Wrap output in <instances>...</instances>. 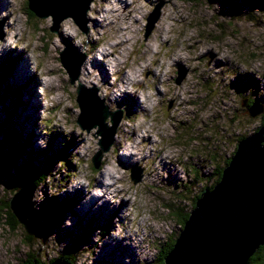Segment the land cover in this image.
<instances>
[{
    "label": "rangeland",
    "instance_id": "374dc122",
    "mask_svg": "<svg viewBox=\"0 0 264 264\" xmlns=\"http://www.w3.org/2000/svg\"><path fill=\"white\" fill-rule=\"evenodd\" d=\"M116 1L89 0L80 15L69 11L57 18L41 1L33 11L26 0H0V58L7 51L21 54L13 74L2 76L1 88L15 81L17 89L18 81H26L18 89L31 93L23 90V102L34 120L33 125L28 120L34 139L26 131L18 142L29 140V149L41 151L51 141L54 152L71 136L76 156L71 174L62 172L64 164L54 168L60 167L57 175L76 198L54 224L44 220L40 227L33 207L40 206L43 191L53 190L48 183L56 182V176L33 188L18 173L23 159L0 175V195L10 198L33 231L30 241L24 222L12 229L0 221V264H20L30 248L48 261L72 244L85 225L93 230L72 264H157L160 249L181 228L167 203L189 212L192 195L216 179L217 167L232 156L239 137L263 124L264 111L247 110L264 108V1L139 0L130 8L122 0L124 10L112 15L109 10L120 7ZM160 23L167 24L166 32ZM123 32L132 38L118 44ZM104 48L116 49L109 54L112 61L101 60ZM93 58L98 64L87 62ZM182 70L185 75L177 81ZM80 84L95 89L109 110H120L99 167L92 157L102 149L104 136L99 124L78 121ZM20 108L9 107L6 115L23 130ZM6 115L0 109V121ZM106 122L113 124L110 116ZM0 143L16 146L14 138L0 137ZM46 157L38 153L35 163L42 166ZM132 167L142 168L141 180H133ZM108 222L109 230L100 232Z\"/></svg>",
    "mask_w": 264,
    "mask_h": 264
},
{
    "label": "water",
    "instance_id": "95a60500",
    "mask_svg": "<svg viewBox=\"0 0 264 264\" xmlns=\"http://www.w3.org/2000/svg\"><path fill=\"white\" fill-rule=\"evenodd\" d=\"M30 1V6L35 8L32 0ZM88 1L84 10L88 6ZM81 10L82 8L76 11L73 7V10L69 11L80 15ZM158 10L159 8L156 9L157 13ZM156 19L157 17L147 26L145 37L151 32ZM185 71H181L177 81L184 77ZM78 75L79 72L76 71L73 76L77 78ZM82 86L80 84L77 87V100L81 107L78 121H84L83 116L87 107H90L92 114L100 108L103 128L106 126L109 129L113 128L114 133L120 110H109L108 106L98 98L95 89ZM88 90L91 92L89 93ZM82 91L84 94L88 92L85 96L86 101L84 100L85 106ZM261 111H264L263 106L255 111L247 110L250 114ZM108 116L113 122L111 126L106 122ZM99 132L104 136V132L100 130ZM113 136L101 138L102 149L92 157L95 167L100 166L102 152L109 148ZM106 138L108 143L104 144L103 139ZM262 145H264V123L254 133L239 139L230 161L224 166L221 179L212 187L202 189L196 205L189 211V216L181 226L174 246L165 256V262L162 264H245L257 247L264 243V146ZM142 172V168L132 167L131 177L135 182L141 179ZM30 204L32 205V202ZM13 210L18 219L24 222L19 210ZM25 225L32 233L28 224ZM51 264H70V259L60 257Z\"/></svg>",
    "mask_w": 264,
    "mask_h": 264
},
{
    "label": "trees",
    "instance_id": "16d2710c",
    "mask_svg": "<svg viewBox=\"0 0 264 264\" xmlns=\"http://www.w3.org/2000/svg\"><path fill=\"white\" fill-rule=\"evenodd\" d=\"M30 2H31L30 0H26V5L27 7L32 9L33 7L30 6ZM35 8H33L32 10L35 11L34 10ZM239 8H236V10L240 11ZM250 14H251V10H250ZM10 54L6 53L0 61V81L2 80L3 75H6V74L8 75L9 73L10 75L13 74L14 66L16 65L15 63L19 59L18 57L19 55L15 56V54H12V53ZM14 83L15 81H13V84ZM18 83L19 84L16 85V88L22 87L23 84L28 85V82L26 81H23V82L18 81ZM13 84L10 85L9 83H7L6 85L7 89H6V88H1L2 83H0L1 85L0 86V109L1 111L4 110L5 115H6V110L9 107L10 109H13V111H15V108L17 106H20V107L25 106L22 96H23V90L27 91V89H21V88L15 89V84L14 85ZM2 91L4 92L3 94H2ZM11 97H13L14 100H12ZM13 103L15 106L14 108L11 107ZM252 103L249 102L248 108L251 106ZM30 117L31 115L27 114L25 118L22 119V121L20 122L24 128L23 130L20 129V125H17V124L14 125L13 120L9 121L10 118H8L7 115L4 121L3 120L0 121V137L2 138V140L10 141V139L14 138L16 142V146L10 144L6 146L5 148H3V146L0 143V175L8 174L9 171L13 170V167L17 163L20 164V161L23 159L24 165H21L22 169L18 173L20 176H23L25 174L26 179L33 185V188H39V184L41 182L45 180L47 181L51 177L56 176V179H55L56 182L48 183L51 186L50 189L52 188L53 190L43 191L45 195L39 204L40 206L37 207L36 205H34L33 207V210L39 220L38 225L42 227L41 224L43 225L44 220H45V225L47 223L54 224L58 220L60 221L63 218V214L65 210L66 209L70 210L72 205L76 203V198L74 197L73 193H70L68 190H66V187L64 186L66 182H61L62 177L57 175L61 171L60 167L59 169H54L58 163L60 165L64 164L65 171H62V172L64 174L72 173L74 169V167H72L74 165L72 164V161L73 159L76 158V156H74L75 152H73V149H72L73 144L75 143V140H74L75 138L73 137L71 138V136L66 138L65 144L62 145L60 149L54 152H53L54 145H52L51 141L49 144H46V146L42 148L41 151L40 150L35 151L31 148V146L29 149L28 148L29 146L28 144H30V142H28L29 140L28 141L21 140L20 142H18V140L19 138H23L24 133H26V131H28L29 135L32 136V138L34 139L33 129L29 127L28 120H30ZM10 122H13L14 126L10 124ZM262 123H264V120ZM10 125H12V127H10ZM6 130H9L10 133H6L5 132ZM243 136H245V134H242L239 138L241 139ZM236 148H237V144L235 145V150ZM38 153L47 155V157L43 161L42 166L35 163ZM230 159L231 157H226L224 160V164L222 166L217 167L218 170L216 172L217 174L216 179L210 185H207L208 187H212L217 181L221 179L224 166L230 161ZM16 185L17 184H14V186ZM52 185H54V187ZM63 189L65 191H62ZM201 191L202 190L192 195L191 197L192 208L196 205V201L200 197ZM10 202H11L10 198L4 195H0V221H3L5 224L8 223L10 225V228L14 229L16 228L14 226L16 225V223H19L20 220L18 219V216L16 212L13 210L12 204ZM167 207L169 208L172 207V213L177 214L179 217L178 222L180 223V226L184 225L185 220L189 216L190 212L186 211V209L183 210L180 206L176 205L175 203H167ZM109 226H110V222L100 226L99 227L100 232L102 229L107 230ZM78 227L80 226L78 225ZM82 230L83 231L87 230L86 232L87 234L85 235L83 231L77 232L76 239L74 240V242L70 244L68 247H66V249L63 250V252H59L58 255L52 256L48 261H45L40 256H38L36 249L30 248L25 255V259L20 264H51L52 262H54L56 259L60 257L70 259V264L74 263L76 251L80 250L82 243L88 240V237L90 236L93 229H91L90 225H85V227L82 228ZM36 232H38L36 233L37 236L42 235V229H39ZM28 234H29L28 238L30 239V241H32L33 234L29 232ZM176 237L177 236H170V239L168 240L164 248L162 250L160 249L158 253L159 256L157 259V264H162L163 262H165V256L174 246ZM34 241H35V237H34ZM245 264H264V243H261L257 247V249L249 256Z\"/></svg>",
    "mask_w": 264,
    "mask_h": 264
},
{
    "label": "bare ground",
    "instance_id": "6f19581e",
    "mask_svg": "<svg viewBox=\"0 0 264 264\" xmlns=\"http://www.w3.org/2000/svg\"><path fill=\"white\" fill-rule=\"evenodd\" d=\"M39 1H41V2H45V3H47V2H49L48 4H44V3H42V6H43V8H45L46 10H48V11H51L52 13H55V16H57V18H58V16L60 15V14H62V13H68L69 12V10H73V7L75 8V10L76 11H79L81 8H85V5H86V3H87V0H32V5L34 6V7H36V5H37V9H39L41 6H40V4H38V2ZM254 1H256V2H260L261 0H254ZM262 1H264V0H262ZM119 5H120V7H117L116 5L117 4H115L114 5V7L113 8H111L110 10H109V12L111 13V12H113L112 13V15H115V14H117V11L118 10H124V9H120L121 7L122 8H125V6L126 5H124V4H122V0H118V1H116ZM125 2L127 3V4H131L130 5V8H131V6H134V3H136L137 5H138V3H139V0H125ZM40 6V7H39ZM264 6V5H263ZM135 8H136V6H134ZM41 10V9H40ZM132 10V9H131ZM108 12V13H109ZM107 15V18H109V15L108 14H106ZM105 16V15H104ZM110 16H111V14H110ZM118 16V15H117ZM120 16V15H119ZM122 17V16H121ZM124 17V16H123ZM113 19H114V17H112ZM126 18V17H125ZM120 19V18H119ZM128 19V18H127ZM115 20V19H114ZM114 20H111V21H114ZM124 20V19H123ZM118 21V20H117ZM116 21V22H117ZM119 23V22H118ZM126 27V26H125ZM130 27V26H129ZM129 27H127V28H129ZM159 28H160V30L161 31H164V32H166V28H167V24L166 23H160V25H159ZM122 30H125L124 29V27H122L121 28V31ZM123 34H125V32H123ZM119 38V37H118ZM132 37L130 36V35H127V34H125V37L124 38H122L121 36H120V39L118 40L119 41V43L118 44H122V42L124 43L126 40H129V39H131ZM13 51V50H12ZM116 51V49L114 48V49H109V48H104L103 50H101L100 52H99V54L101 53V55H102V57H100L101 58V60L103 59V60H107L108 62L109 61H112V58H111V56H109V54H112V53H114ZM11 52V51H10ZM74 55V54H73ZM77 57V56H76ZM153 57V56H152ZM111 58V59H110ZM77 59H78V57H77ZM84 60H86V59H84ZM119 60V59H118ZM95 61V64H98V61H97V59L96 58H93V59H89L87 62H94ZM117 61V60H116ZM84 62L85 61H83V64H84ZM21 69V68H20ZM120 70H122V68L120 69ZM92 71V73L90 72V71H88L87 72V76H89L88 74H94V72H95V69H93V70H91ZM156 71V70H155ZM76 72V71H75ZM73 75H74V73H73ZM78 77V76H77ZM128 79H129V77H127ZM24 85H26V84H24ZM82 86V85H81ZM83 87V86H82ZM18 89V88H17ZM24 89H26V88H24ZM83 89V88H82ZM90 90H92V89H90ZM92 91H94V90H92ZM88 92H89V90H88ZM88 92H87V94H88ZM91 92V91H90ZM89 92V93H90ZM93 93V92H92ZM81 95H82V100H83V103L86 101L85 100V96H84V91H82L81 92ZM80 98H81V96H80ZM85 100V101H84ZM84 106H85V103H84ZM89 108L90 107H87V111L85 112V114H84V116H83V118H84V122L86 123V125H88L89 126V124H91V123H95V122H99V130L100 131H102V132H104V136L106 137H108V135H109V137H111L112 136V134H113V128H111V129H109V127H105V128H103V126H102V124H101V120H102V117H101V112H102V109L100 110V108L99 109H97V112L95 113V114H92L91 113V111L89 110ZM91 131V130H90ZM146 138H148V135L146 136ZM149 138H151L152 139V137H149ZM141 180V179H140ZM25 226V225H24ZM35 235V234H34ZM138 243V242H137ZM105 258V257H104ZM107 258V257H106Z\"/></svg>",
    "mask_w": 264,
    "mask_h": 264
},
{
    "label": "clouds",
    "instance_id": "9594fccd",
    "mask_svg": "<svg viewBox=\"0 0 264 264\" xmlns=\"http://www.w3.org/2000/svg\"><path fill=\"white\" fill-rule=\"evenodd\" d=\"M15 2H16V0H13V3H15ZM91 14H92L91 12L88 13L89 16H91ZM147 37H148V36H147ZM6 53H9V52L7 51ZM12 54H15V56H16V55H19V56H18L19 59L21 58V54H20V53H15V52H14V53H12ZM3 56H4V55H3ZM3 56L0 58V61H1V59L3 58ZM19 59H18V60H19ZM18 60H17L16 62H18ZM30 73L32 74V71H31ZM32 75H33V74H32ZM33 76H34V75H33ZM16 79H17V78H16ZM28 93H30L29 89H27V94H26V95H30V94H31V93H30V94H28ZM26 95L22 96V99L25 98ZM24 107H25V106H24ZM24 107H21V108H20V113H19V115H21L23 119L25 118V116H26L27 114L31 115L29 112L26 113V112L24 111ZM30 108H31V107H30ZM31 118L33 119L32 115H31ZM30 121H32V125H33L34 120H30ZM30 121H29V123H30ZM29 126H30V125H29ZM34 132H35V130H34ZM45 146H46V145H45ZM262 146H264V145H262ZM97 239H98V238H97Z\"/></svg>",
    "mask_w": 264,
    "mask_h": 264
}]
</instances>
